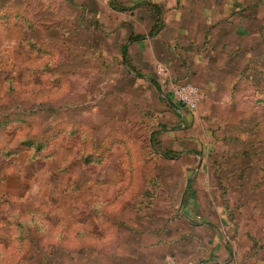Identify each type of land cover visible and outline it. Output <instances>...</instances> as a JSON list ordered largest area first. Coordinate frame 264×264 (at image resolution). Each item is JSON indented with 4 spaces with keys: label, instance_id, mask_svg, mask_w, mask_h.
<instances>
[{
    "label": "rangeland",
    "instance_id": "1",
    "mask_svg": "<svg viewBox=\"0 0 264 264\" xmlns=\"http://www.w3.org/2000/svg\"><path fill=\"white\" fill-rule=\"evenodd\" d=\"M12 2L0 0V264H128L141 213L162 226L150 208L183 184L155 132L164 112L75 53L70 19L45 31L40 4ZM237 112L218 136L236 138ZM257 210L246 215L258 239Z\"/></svg>",
    "mask_w": 264,
    "mask_h": 264
},
{
    "label": "crops",
    "instance_id": "2",
    "mask_svg": "<svg viewBox=\"0 0 264 264\" xmlns=\"http://www.w3.org/2000/svg\"><path fill=\"white\" fill-rule=\"evenodd\" d=\"M34 3L45 31L65 19L75 24L74 51L97 62L91 68L113 70L111 84L121 81L124 91L156 101L164 112L155 132L163 137L165 159L183 162V184L163 189L167 201L150 208L163 225L141 213L145 220L131 232L135 255L126 256L127 263L164 264L172 255L189 264H264V138L256 135L262 131L258 108H264V0ZM158 64L166 66L165 75ZM184 81L205 95L196 111L169 96V88ZM235 108L248 119L237 112L234 122L245 126L232 140L218 136L234 125ZM225 141L229 147L218 151ZM257 208L258 239L247 216Z\"/></svg>",
    "mask_w": 264,
    "mask_h": 264
},
{
    "label": "built area",
    "instance_id": "3",
    "mask_svg": "<svg viewBox=\"0 0 264 264\" xmlns=\"http://www.w3.org/2000/svg\"><path fill=\"white\" fill-rule=\"evenodd\" d=\"M157 71L159 75H165L167 73L166 66L163 64H158ZM169 96L172 97L177 103L182 104L191 111H196L205 98V95L200 91L199 87L189 81L174 83L169 88ZM164 264L189 263L179 261L172 255H167L165 257Z\"/></svg>",
    "mask_w": 264,
    "mask_h": 264
},
{
    "label": "trees",
    "instance_id": "4",
    "mask_svg": "<svg viewBox=\"0 0 264 264\" xmlns=\"http://www.w3.org/2000/svg\"><path fill=\"white\" fill-rule=\"evenodd\" d=\"M149 2H150V1H149ZM151 7H152V9H154L155 12H159V8H158L157 4H153ZM27 143H28V145H30V144H29V141H28ZM39 148H40V147H39ZM168 155H169V154H167V153L165 154L166 157H168ZM16 225H17V227H18V229H19L20 226L22 225V221H16Z\"/></svg>",
    "mask_w": 264,
    "mask_h": 264
}]
</instances>
